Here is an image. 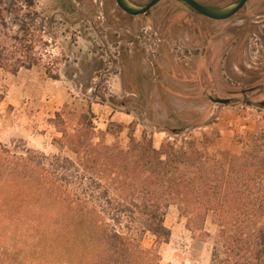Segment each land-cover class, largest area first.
<instances>
[{"label":"trees","instance_id":"16d2710c","mask_svg":"<svg viewBox=\"0 0 264 264\" xmlns=\"http://www.w3.org/2000/svg\"><path fill=\"white\" fill-rule=\"evenodd\" d=\"M15 60L8 68L0 55V68L15 73L34 65ZM84 122L71 135L59 128L56 153L26 147L17 154L0 142V264L20 260L30 247L70 245L83 250L79 260L88 264H160L171 235L170 205L192 237L208 220L215 227L209 264H264V132L232 153L198 148L191 137L156 147L146 135H129L121 145L117 135L107 141L80 132L92 127ZM216 137L204 135L203 142ZM66 148L71 155L62 154ZM31 194L29 217L18 201L22 196L30 205ZM147 233L154 236L149 248L142 243Z\"/></svg>","mask_w":264,"mask_h":264},{"label":"rangeland","instance_id":"374dc122","mask_svg":"<svg viewBox=\"0 0 264 264\" xmlns=\"http://www.w3.org/2000/svg\"><path fill=\"white\" fill-rule=\"evenodd\" d=\"M30 1L29 5V0H4L0 5V55L8 68L15 65L17 58L26 61L30 58L40 75L45 78L58 75L61 78L64 85L62 90L64 103L61 106L62 100L54 101L53 106L55 108L61 106L60 114H62L54 121L58 128L68 131L67 135L78 129L75 128L77 123L80 122L85 126V120L89 121L92 127L79 128L80 132L85 135H106L107 141H113L111 135H117L121 145L126 144L129 135L137 137L146 135L153 140L156 147L166 141H176V145L181 146L186 138L191 137L196 140L198 148L206 146L213 150L222 148L232 153H239L243 148L250 146L255 133L264 132V110L249 106L214 108L211 116L200 125L201 127L185 135H171L161 132L156 126H151L158 118H153L148 111H139L140 118L136 114L123 115L125 109L119 103L130 92L122 85V80L123 83L131 85L138 84L140 70L150 73V83L146 85V91L151 92L155 97L156 108L160 115L165 102L170 100L173 103L171 109L184 118L197 119L196 113L206 110L205 99L194 97L191 100L181 99V101L168 91L170 89L174 93H181L179 89H172L173 86L183 88L186 92L194 89L190 84L175 83L168 74L189 70L194 62L191 55L198 47L193 42L189 27H174L160 34V29H164L166 25L163 17L168 9V1H163L154 11L153 20L155 23L158 22L156 27L143 25L138 17L125 20L129 22L128 27L108 25L103 20L105 15L103 9L95 13L96 17H90L89 7L82 0L77 1L78 7H81L73 14L63 13L52 0ZM94 1L102 4L101 0ZM107 13L111 17L116 16V12L110 6L107 8ZM197 20L203 24L199 18ZM243 21L230 24L216 23L210 26L220 32L227 29L236 31ZM254 25L242 45L243 48H238L240 41L236 40L229 50V55H226L232 57L225 62H219L218 56L227 42L231 41V36H224L212 45V58L217 61L216 82L220 89L219 83L221 80H228L227 76L232 79H229V82H235L234 77L244 74L248 76L257 68L264 69V26ZM22 26L24 28L21 30ZM14 35H19L20 41L12 39ZM96 62H101L102 65L96 67ZM85 65L88 66L89 71L81 68ZM6 72L10 71L0 68V93L4 92L10 78ZM65 72L66 75L71 73L76 76L70 78L64 75ZM26 88L28 92L33 91L31 87L26 86ZM104 129H108V133ZM204 135H217V137L213 142L205 145ZM97 140L96 137L94 141ZM5 145L15 150L17 154L26 147L30 148L20 139ZM43 152L53 153L50 149ZM54 152L58 150L55 149ZM62 154L71 155L67 148L63 149ZM31 195L30 205L22 196L18 201L29 217L33 216V194ZM165 224L170 228L171 235L169 242L160 250V264H209L215 236V227L209 220L204 230L196 237H192L191 232L185 227V219H180L177 207L171 205L167 211ZM153 239L154 236L147 233L142 243L149 248ZM82 251L74 245L57 251L48 247L37 249L30 247L22 252L25 258L9 264H88L81 260L82 258L79 260L83 256Z\"/></svg>","mask_w":264,"mask_h":264},{"label":"flooded vegetation","instance_id":"af4514ba","mask_svg":"<svg viewBox=\"0 0 264 264\" xmlns=\"http://www.w3.org/2000/svg\"><path fill=\"white\" fill-rule=\"evenodd\" d=\"M52 1L57 5V7L61 9L63 13L73 14L76 13L81 7H78V0ZM82 1H84L85 5H88V15L90 17H96L95 13L103 9L105 12V15L103 17L104 22L108 25L114 24L119 27H128V18L132 17L140 18L143 25L148 24L156 27L158 22L155 23V20H153V17H155L153 15L154 11L163 1H168V9L163 17V19L166 20V25L162 30L158 28L160 29V34L162 35L166 33L168 29H172L174 27H189L193 42L198 45L197 49H195L196 52L191 55V57L194 58V62L193 66L190 67L189 70H184L181 73L172 72L171 74H168L175 83H184L194 86V89L190 92H186L184 91L185 89L176 88L175 86H173L172 89H179L181 93H174L172 90L168 89L169 93L171 92V94L179 98L178 100H191L194 97L205 99L206 110L200 113L198 111L196 113L197 119L184 118L181 114L173 111L171 109V106L173 104L172 100H170L171 103L168 100V102H165L163 112L161 114L164 117L161 116L156 108L157 105L156 100L154 99L155 97H153L151 92L146 91V85L150 83V73H146V71L143 70L138 71V81H140L138 84L136 83L131 85L128 83H123L122 80V85L130 92V94H128V96L119 103V105L125 109V112L132 115L136 114L137 117L140 118L141 113H139V111H148L153 118L157 117L159 119V121L158 119H156V123L151 126H156L158 127L157 129H159L161 132H166L171 135H185L193 131V129L201 127L200 125L206 122L207 118L211 116L214 108L228 109L238 106H249L264 110V69L257 68L255 71H251L248 76L244 74L237 78L234 77L235 82H229L228 80L232 79L231 77L227 76L228 80L225 79V81H219V84L221 86L220 89L219 85L217 84L218 82H216L217 73L215 72V65L217 64V61L215 62L212 58V45H214L219 39H223L224 36L228 35H230L232 38L231 41H228L224 48H222L219 53L220 56H218V60H220L219 62H225L232 57V55H226H229V50L236 40L240 41V47L238 48L242 49V45L249 37L250 30L255 27L254 24H261L260 26H264V0H246V2L237 12L225 19L210 18L191 8L182 0H159L146 12L138 15H131L123 11L116 3V0H101L102 4H100V2L95 3L94 0ZM130 1L138 5H145L149 0ZM195 1L207 7L219 8L233 3L237 0ZM109 6L112 7L116 12L115 17H111L108 15L107 8ZM182 14H184V16H182ZM81 16H83V14ZM197 18H199L203 22V24H201L200 21L197 20ZM125 20L127 21L125 22ZM235 21H243L242 25H240L241 27H238L236 31H234L233 29H227L220 32L219 30H213L210 26L216 23L230 24ZM245 21L246 23H244ZM33 24H35V22ZM95 65L96 67L101 66L102 63L96 62ZM223 66H225V64H223ZM81 68H83V70L87 69L89 71V68L86 65ZM93 69L94 68L92 67L91 70L93 71ZM223 72L225 71L223 70ZM64 75L70 78H74V76H76L71 73L69 75H66V72L64 73ZM173 101L175 102L174 99ZM175 106H178V104H175Z\"/></svg>","mask_w":264,"mask_h":264},{"label":"crops","instance_id":"0c3cea01","mask_svg":"<svg viewBox=\"0 0 264 264\" xmlns=\"http://www.w3.org/2000/svg\"><path fill=\"white\" fill-rule=\"evenodd\" d=\"M6 73L10 78L0 93V142L11 144L20 139L30 148L54 152L53 138L62 135L54 121L64 103L61 78H45L35 65ZM26 86L33 91L28 92ZM55 100H62L60 107L53 106Z\"/></svg>","mask_w":264,"mask_h":264},{"label":"water","instance_id":"95a60500","mask_svg":"<svg viewBox=\"0 0 264 264\" xmlns=\"http://www.w3.org/2000/svg\"><path fill=\"white\" fill-rule=\"evenodd\" d=\"M159 0H149L145 5H138L130 0H116L118 6L128 14L138 15L146 12L151 6L156 4ZM188 4L191 8L195 9L201 14H204L213 19H225L237 12L246 0H237L233 3L225 5L219 8H211L204 6L195 0H182Z\"/></svg>","mask_w":264,"mask_h":264}]
</instances>
